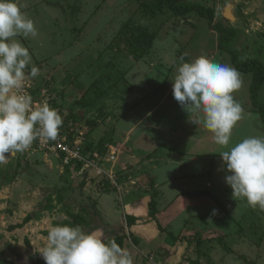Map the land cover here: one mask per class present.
Returning <instances> with one entry per match:
<instances>
[{
    "label": "rangeland",
    "instance_id": "374dc122",
    "mask_svg": "<svg viewBox=\"0 0 264 264\" xmlns=\"http://www.w3.org/2000/svg\"><path fill=\"white\" fill-rule=\"evenodd\" d=\"M176 1L198 3L211 8L215 12L216 24L237 30L238 37L234 47L244 57L264 63V0ZM18 2L24 6L22 10L33 19L38 29L36 38L16 37L28 48L33 64L40 69L37 77L25 80L23 90L30 92L35 103L47 102L51 108L58 110L63 120L59 133L70 144L84 149L87 160L85 165L100 159L102 162L109 161L113 155L115 158L122 155L121 146L118 145L121 143H113L114 139L109 137L108 129L104 128L105 118L116 120L124 116L126 112L119 102L121 98H127L132 93L139 96L144 91L148 92L151 99L148 103H154L160 97V92L155 97L151 91L160 85L164 97L167 91L172 90L170 80L174 78L181 57H184L185 62H191L199 56H206L214 62L231 66L218 50L216 33L210 28L208 21L196 13L176 16L165 9L158 19L152 20L144 15L137 0ZM149 26L152 31L158 32V37L150 53L136 61L129 55L127 45L135 42L141 27ZM30 67L31 65L25 70L26 75ZM260 100L264 102V87ZM143 107L145 106L140 105L134 110L135 116L141 113ZM159 113L169 114V107H162L160 112L158 110ZM256 116L260 121L258 113ZM92 122L101 125L99 131H95ZM37 140L38 138L27 151L8 155L0 163V170L19 173L13 184L0 188V264H35L31 258L44 247L45 233L56 223L62 224L70 220L71 214L88 215V220L105 228V240H112L118 236L115 233L124 229L129 239L128 244L133 248V237L139 236L127 227V220L122 212L120 222L115 221L118 230L113 234L101 216L94 217L99 211L96 199L105 197L106 194L116 192L117 205H122L121 191L114 185L110 186L112 183L108 182V175H114L115 181L122 184L119 172L97 168L95 170L90 165L84 179L77 178V166L63 174L59 166L60 158L54 153L40 151ZM109 149L113 151L111 155L107 154ZM140 178L144 184L139 183L135 188L151 193V208L152 204L156 205L155 192L150 184L152 178ZM74 179H78V182L75 183ZM96 181H100L99 184ZM218 189L221 200L225 192L229 194V212L239 222H247L249 227H231L224 223L221 230L225 234L210 235L215 242L208 244V251H203V254H207L205 262L264 264V211L252 207L250 211L246 200L234 197L229 185L224 187L221 183ZM60 197L61 203L58 200ZM209 213H204L206 217L203 221L216 220L213 217L217 214ZM27 217L31 221L24 224ZM220 218L223 221L225 216ZM176 223L178 221L167 223L171 224L167 225V230L179 233L181 227H177ZM23 224V227L18 228ZM148 227L147 236L150 237L154 228L152 225ZM181 236L191 237L188 234ZM220 237L222 243L219 241ZM166 238H169L168 234L161 232L147 245L151 250L164 246L166 253L162 254L161 260L154 257L153 253L142 254L144 257L140 253L138 258H133L134 264H141L139 261L144 258L149 264H154L156 260L165 262L169 254L173 264H183L188 258V242L174 240L172 245L171 240L166 243ZM194 242V245L198 243ZM198 252L201 253V250Z\"/></svg>",
    "mask_w": 264,
    "mask_h": 264
},
{
    "label": "crops",
    "instance_id": "0c3cea01",
    "mask_svg": "<svg viewBox=\"0 0 264 264\" xmlns=\"http://www.w3.org/2000/svg\"><path fill=\"white\" fill-rule=\"evenodd\" d=\"M239 74L241 87L233 95L235 100L242 105L243 114L242 119L232 131L230 144L227 147L217 145L214 142L212 133L206 130L202 123L195 125L190 122L197 117H202V113L196 111L187 112L183 109L174 99L173 89L167 91L162 97L163 90L160 89V85L151 91L153 96L158 91L160 92L158 93L160 97L154 103H148V101H151L148 92L144 91L139 96L136 93H132L127 98H121L119 102L123 111L126 112L124 116L116 120L110 117L105 118L106 126L104 128L108 129L109 137L114 139L113 143H121L118 145L121 146L122 155L117 158L113 155L111 160L105 162L100 159L90 162L94 164L88 163L85 165L83 163L82 169L77 172V178L81 179L82 177L84 179L85 177L83 176L87 175L86 172H88L90 165H93L95 170L97 168L119 172L122 184L115 181V179L113 182L110 181L109 176L111 175H108V182L109 184L112 183L110 186L114 185L115 188L121 191L122 205H117L116 192L106 194L105 197H100V199L95 198L99 203V213L96 212L95 215L98 214V216L94 215V217L99 218L101 216L104 219V223L109 225L111 234L118 230L115 221L118 220L120 222L122 213L125 218L131 216L137 219L131 230L139 236L137 237L139 241L140 238L142 241L138 247L133 246V248L128 244L129 241H126L124 247L133 258H138L140 253L141 256L145 253L149 255L153 253L154 257L161 260L162 254L166 253V251L164 252V246L160 249L157 248V250L147 248V245L162 232L159 229V225L165 230V232H162L165 235L168 233L176 237L184 234H188V236L201 235L203 240H205L200 245L197 242L195 245V242L189 245L187 240L179 241L178 239L180 243L181 241L187 243V249H189L188 258L183 264H190L191 261L207 264L205 262L207 254H203V251H208V244L215 242L210 241V238H212L211 234H225L221 230L224 227V223L229 224L227 226L231 227L238 226L243 228L247 225L249 227L247 222H239L237 217L229 212V194L225 192L224 198L221 200L219 198L221 192L218 189L221 183L224 187L228 185L223 178L229 174L220 153L228 150V148L244 138L251 136L264 137V122L261 118L258 121L257 112L253 109L249 98L251 75ZM244 78L245 81H242ZM140 105L145 107H143L141 113L135 116L134 110L137 107L139 108ZM164 106L169 107L170 113L158 114V110L160 112ZM93 125L95 131H99L101 128V125L98 126L97 123ZM252 127L254 129H251ZM109 144L107 145L113 146ZM112 153L111 149L107 151L109 155ZM59 166L61 167V172L65 174L66 167H64L62 161ZM112 176L114 177V175ZM59 177H63V175H59ZM140 177L152 178L150 184L153 188L152 191L155 192L154 200L156 201L157 221L151 218L152 207L150 208L149 205V200L152 197L151 193L148 191L142 192L135 188L139 183L141 185L144 184ZM78 179H74L75 183L78 182ZM99 182L97 183L96 181V184H99ZM63 185L65 186L66 184L64 183ZM250 209L252 211L251 207ZM206 212H210L211 215L217 214L213 217L216 220L203 221L206 217L204 214ZM222 216H225L223 221L220 218ZM244 217H246V213ZM173 221H178L176 226L181 227L180 232L177 234L167 230V225H171L167 223H173ZM149 225L154 228L150 237L147 236ZM96 227L95 230H101L103 235V229L105 228L99 225H96ZM170 240L172 245H174L172 238L165 239L166 243H169ZM199 250H201V253L198 252ZM169 256L167 255V261H161L160 263L156 260L154 264H173L172 258ZM145 261L146 259L144 258L139 263L149 264Z\"/></svg>",
    "mask_w": 264,
    "mask_h": 264
},
{
    "label": "clouds",
    "instance_id": "9594fccd",
    "mask_svg": "<svg viewBox=\"0 0 264 264\" xmlns=\"http://www.w3.org/2000/svg\"><path fill=\"white\" fill-rule=\"evenodd\" d=\"M23 7L18 0H0V163L8 155L27 151L37 138L56 140L63 123L57 109L47 102L35 103L23 90L27 78L40 74L28 48L16 39L38 36L35 22ZM170 81L180 106L187 112L202 113L190 122L202 123L217 145L227 147L243 114L242 105L233 95L241 87L237 70L206 56L191 62L181 57ZM220 156L229 173L225 180L233 196L264 211V137L244 138ZM45 239L39 252L45 264H134L132 255L114 239H103L99 229L88 232L80 226L57 224Z\"/></svg>",
    "mask_w": 264,
    "mask_h": 264
},
{
    "label": "trees",
    "instance_id": "16d2710c",
    "mask_svg": "<svg viewBox=\"0 0 264 264\" xmlns=\"http://www.w3.org/2000/svg\"><path fill=\"white\" fill-rule=\"evenodd\" d=\"M137 2L139 3V7L144 13V15L152 20L158 19V16L162 12H164L165 9H167L176 16H186L192 13H196L200 17L208 21L210 28L217 35L218 50L220 54L225 57V60H228L229 64L234 67L237 72L241 74L251 75V83L249 86V98L253 109L259 114L261 120L264 122V102H261L260 100L261 91L264 87V63L258 59L244 57L241 54L240 50L234 47V43L236 42V39L238 37V32L235 28L229 26L227 27L223 24H216L215 12L211 8H206L198 3H180L176 0H137ZM151 28L152 27L150 26L141 27L138 36H136L134 39L135 42H130V44L127 45V47H129V55L136 61H140L150 53L158 37V32L152 31ZM91 124H95V122H92ZM82 167L83 163H78L76 170L80 171ZM71 168L72 167H66L67 172H69V169ZM18 175L19 173H17V171L11 173L7 169L0 170V188L13 184L16 181ZM59 199V202L61 203L62 197L58 198V200ZM151 207V218L152 220L157 221L155 204H152ZM87 216L88 215L83 216L80 214H71L70 220L63 222L62 224L56 223V225L68 224L71 226H80L83 230L88 232L94 231L97 228L96 224H94L92 220H88ZM95 216H98V214ZM126 220L127 227L129 228L135 225L137 221V219L131 216H127ZM30 221V217H27L25 219L24 224H27ZM24 224L19 225L18 228L23 227ZM159 229L162 232H165V230L160 225ZM47 234L48 232L45 233L46 236ZM115 234L118 236L114 237L113 239L116 241L117 244L124 248L125 242L129 240L125 230L123 229L122 231H118ZM168 236L173 240L185 239L189 244H192V242L194 241L198 242V244L205 241L203 240L201 235H192L191 237H176L175 235L168 233ZM210 241H214V239L210 238ZM219 241L222 243V237L219 238ZM133 244L136 247L140 245V241L137 237H133ZM31 260L35 261V264H45V261L40 253H37L35 257L32 256ZM190 264H198V262L191 261Z\"/></svg>",
    "mask_w": 264,
    "mask_h": 264
},
{
    "label": "built area",
    "instance_id": "2783aa9c",
    "mask_svg": "<svg viewBox=\"0 0 264 264\" xmlns=\"http://www.w3.org/2000/svg\"><path fill=\"white\" fill-rule=\"evenodd\" d=\"M29 95L30 92L24 89ZM38 149L45 153H54L62 161L64 167H73L78 163H86L84 149L81 146L72 145L63 135L58 133L56 140L46 141L38 138ZM110 181H114L113 176H109Z\"/></svg>",
    "mask_w": 264,
    "mask_h": 264
}]
</instances>
